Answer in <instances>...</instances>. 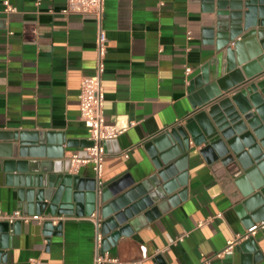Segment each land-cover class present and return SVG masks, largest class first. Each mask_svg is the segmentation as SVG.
Segmentation results:
<instances>
[{
    "label": "crops",
    "instance_id": "obj_1",
    "mask_svg": "<svg viewBox=\"0 0 264 264\" xmlns=\"http://www.w3.org/2000/svg\"><path fill=\"white\" fill-rule=\"evenodd\" d=\"M5 1L0 0V210L12 213L21 208L27 177L30 182L63 170L85 182L95 179L91 165L75 171L70 158L88 148L79 95L82 79L96 72L98 24L92 15L64 14L67 0H8L12 12ZM225 1L224 18L218 0H106L104 115L107 124L134 125L107 144L103 181L138 185L165 171L179 185L170 211L110 241L103 238L113 264H240L237 253L216 257L248 230L237 208L252 182L238 162L208 164L197 153L184 163L164 162L160 151L147 148L186 124L195 112L191 83L214 82L223 46L234 49L231 34L226 38L221 30L238 21L231 15L233 0ZM241 28L245 34L244 20ZM245 53L252 58L250 48ZM87 217H65L60 228L59 222H16L0 232V264H94L97 229ZM251 237L264 264V233ZM248 256L254 262V253Z\"/></svg>",
    "mask_w": 264,
    "mask_h": 264
},
{
    "label": "water",
    "instance_id": "obj_2",
    "mask_svg": "<svg viewBox=\"0 0 264 264\" xmlns=\"http://www.w3.org/2000/svg\"><path fill=\"white\" fill-rule=\"evenodd\" d=\"M226 6L227 1L218 0L219 15L224 18L228 14L221 10ZM230 6L234 11L232 17L238 21L232 23V27L224 25L221 30L226 38L231 34L229 39H232L234 49L227 46L230 43L223 46L227 50L219 57L222 62L214 82L206 79L203 86L198 78L191 83L195 112L186 124L171 128L164 136L148 143L147 148L160 151L164 162L184 163L193 153L201 155L208 164L226 158L237 161L244 170V178L252 182L237 208L243 224L250 229L264 222V80L257 82L264 76V0H233ZM244 8L247 9L245 13ZM243 20L245 34L241 30ZM232 28L237 31L235 34L231 33ZM237 37L240 40L234 41ZM247 47L252 50L251 59L245 53ZM257 58L258 61H254ZM110 142H104L105 150ZM91 146V141L83 145ZM63 155L64 152L60 157ZM10 164L13 167L12 162H7L8 166ZM185 177V174L181 176L183 185ZM27 179V184H22L20 190L24 198L19 203L24 214L49 218L89 217L97 213L102 221L101 233L107 241L111 240V235L117 238L127 233L130 226L138 229L170 211L172 196L179 189L165 171L138 185L133 180L105 183L100 198L95 179L85 182L80 176L63 170L47 176H34L30 182L29 177ZM44 224L49 227L53 222L46 220ZM58 225L60 228L62 222ZM13 226L0 222V232H8ZM260 231L264 233V229ZM105 243L104 239L102 247ZM105 251L102 248V252ZM250 252L255 256L252 263L248 256ZM235 253L241 255L240 264H259L261 260L260 248L253 237L241 240L231 256Z\"/></svg>",
    "mask_w": 264,
    "mask_h": 264
},
{
    "label": "built area",
    "instance_id": "obj_3",
    "mask_svg": "<svg viewBox=\"0 0 264 264\" xmlns=\"http://www.w3.org/2000/svg\"><path fill=\"white\" fill-rule=\"evenodd\" d=\"M7 12L14 11L11 8L8 0L4 2ZM37 4H41V0H37ZM106 12V0H67V7L63 10L66 15L81 14L92 15L98 24V36L96 42V72L93 76L84 77L81 82V92L79 95L80 119L88 130L89 141L93 146L85 149L81 154H72L70 161L73 170L78 171L81 167L91 165L95 175L97 184V195L100 198L103 191L104 168L107 157V152L104 147V142L117 139L121 134L126 132L132 125H110L106 123L104 115L105 93L103 86V78L106 71L105 60L108 52V38L103 27V21ZM191 70H187V75ZM178 123L177 126H180ZM170 130V129H169ZM125 157H128L125 155ZM66 219L64 216L59 217H40L36 215L24 214L22 209L15 210L12 213L3 212L0 210V222H7L14 225L16 222L29 224L32 221H37L42 224L43 221L50 220L53 223L62 222ZM87 219L93 221L96 226V244H95V259L94 264H113V261L107 253L102 252L103 235L101 233V219L97 213H93ZM264 229V222L258 223L247 230V233L239 236L234 241L228 243L227 247L216 255L217 258L230 256L235 251V246L241 240L248 239L258 231ZM206 263H209L207 260ZM30 264H40L34 260ZM142 264V263H139Z\"/></svg>",
    "mask_w": 264,
    "mask_h": 264
}]
</instances>
